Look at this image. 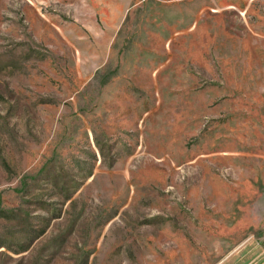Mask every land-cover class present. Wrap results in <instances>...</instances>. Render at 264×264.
<instances>
[{
  "label": "rangeland",
  "instance_id": "374dc122",
  "mask_svg": "<svg viewBox=\"0 0 264 264\" xmlns=\"http://www.w3.org/2000/svg\"><path fill=\"white\" fill-rule=\"evenodd\" d=\"M0 264H264V0H0Z\"/></svg>",
  "mask_w": 264,
  "mask_h": 264
}]
</instances>
